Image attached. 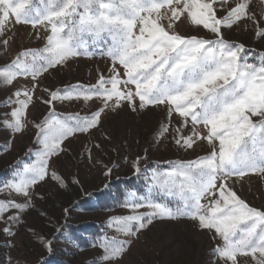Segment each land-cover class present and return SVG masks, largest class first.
Wrapping results in <instances>:
<instances>
[{"label":"snow or ice","instance_id":"snow-or-ice-1","mask_svg":"<svg viewBox=\"0 0 264 264\" xmlns=\"http://www.w3.org/2000/svg\"><path fill=\"white\" fill-rule=\"evenodd\" d=\"M217 2L225 0H39V5L34 0H0V49H7L11 39L9 24L50 30L44 48L22 49L0 66V77L7 85L29 74L35 79L80 55L98 52L111 60L109 75L101 74L95 85L77 82L51 91L44 101L53 105L96 98L102 105L86 116H60L50 108L34 124L38 134L28 153L35 152V157L24 162L22 170L17 161L13 178L0 184L8 189L0 194V223L4 224L0 232L15 235L35 187L49 180L58 189L67 187L69 180L51 167V160L64 153L66 138L90 134L100 126L106 110L124 103L133 112L164 106L169 119L173 114L181 118L173 137L176 145L194 149L197 142H206L211 151L147 176V196L130 190L132 198L125 196L122 201L130 214L108 221L125 238H112L116 247L110 255L102 254L103 264L122 259L153 220L178 217L196 221L201 230L214 231L213 239L223 242L214 252L225 264H239L240 255L264 264V210L250 206L229 186L232 177L242 178L247 172L264 175V53L253 55L245 45L225 40L222 32L242 20L259 21L249 15V4L243 0L229 6L223 17L217 15ZM182 17L215 38L180 34L175 25ZM257 36L264 37V27L258 28ZM31 100L27 89L9 96L7 103L15 106L2 114L0 126L22 133ZM189 123L191 132L184 136ZM167 131L161 125L157 135ZM85 155L90 158V150ZM139 159L133 163L137 176L141 174ZM111 171L106 168L107 175ZM72 182L80 185L78 177ZM208 196L212 197L208 203H202ZM165 197H174L177 203L170 205ZM145 204L150 211L138 212ZM107 239L104 236L102 244Z\"/></svg>","mask_w":264,"mask_h":264},{"label":"rangeland","instance_id":"rangeland-1","mask_svg":"<svg viewBox=\"0 0 264 264\" xmlns=\"http://www.w3.org/2000/svg\"><path fill=\"white\" fill-rule=\"evenodd\" d=\"M241 0H225L215 3L217 15L223 17L229 6H234ZM249 4L248 13L255 21L242 20L231 28H223L225 40L243 44L254 53H264V37L257 36L258 28L264 27V0H243ZM167 23V20L164 21ZM176 31L182 35H196L206 39H214L215 35L202 27L194 26L182 17L176 22ZM11 37L7 49H0V66L7 65L22 49H42L50 30L45 27L19 23L9 24ZM39 34V39L36 34ZM111 60L108 57H73L62 65L54 66L40 73L35 79L31 74L18 77L11 85H7L0 77V119L2 114L9 113L15 105L8 104L7 98L17 90H29L31 103L24 117L25 128L22 133H12L10 129L0 126V184L13 178V170L20 161V170L26 161H32L35 152L29 155L33 148L38 129L36 122H41L50 108L60 115L79 114L90 115L99 109L102 101L93 98L90 101L72 100L55 101L49 105L44 101L50 98V92L70 84L82 82L96 84L99 76H108ZM23 98V97H21ZM139 101L137 100V105ZM181 123L177 114L169 119L164 106H149L137 112L131 111L127 103L112 110H106L102 115L100 126L90 134H76L66 138L63 143L64 153L51 160V167L58 170L69 180L66 188L58 189L50 180L34 188L33 198L28 208L24 210L20 224L15 228V235L9 236L0 232V264H38L46 255H52V250H59L62 243L56 240V232L65 221L79 222L96 220L102 222L108 231L109 242L113 248L116 245L112 238L124 239L123 233L116 231L114 225H109L110 217L130 214L125 207L112 211H82L75 212V201L84 195L104 187L107 182L119 177H129L134 174L133 163L139 157V166L149 171L152 160L167 162L175 160L198 158L211 151L206 142H197L194 149L181 148L176 145L173 137ZM161 125H166L168 131L157 135ZM204 131L203 128L200 129ZM191 132V124L183 135ZM107 137V138H105ZM99 144V147L94 145ZM38 147V146H37ZM90 150V158L85 155ZM194 159V160H195ZM106 168L112 169L106 174ZM141 168V169H142ZM146 171V172H148ZM78 177L80 185L72 182ZM18 179V177H17ZM229 186L250 206L264 210V175L258 172H247L242 178L232 177ZM8 189L0 188V194H7ZM218 196V193L216 194ZM20 200L22 197L14 196ZM211 196L202 203L207 204ZM148 212L146 204L137 210ZM4 227L0 223V229ZM214 231L201 230L198 223L190 218L175 219L157 218L139 233V238L131 245L130 250L115 264H225L222 258L214 252L222 245L220 238L213 239ZM11 242V245L9 243ZM50 244V247L48 246ZM56 252V251H55ZM100 247L76 251L68 257L70 264H103ZM67 257V256H66ZM239 264H255L254 258L238 256ZM230 264V262H229Z\"/></svg>","mask_w":264,"mask_h":264},{"label":"trees","instance_id":"trees-1","mask_svg":"<svg viewBox=\"0 0 264 264\" xmlns=\"http://www.w3.org/2000/svg\"><path fill=\"white\" fill-rule=\"evenodd\" d=\"M34 3L39 5V0H34ZM34 49L38 48L36 47ZM254 54L257 55L258 53L255 52ZM103 56L107 57L106 55H101L97 52L95 55H80L77 57L90 58ZM80 83L84 84L82 82ZM60 88H64V86H59L58 89ZM194 159L195 158L189 160L176 158L175 160L169 159L164 163L152 160L151 164H149V171L146 170L148 172L144 171L147 167V164H145L144 168L140 167L142 168L141 174L138 176L133 174L129 177H119L116 180L109 181L106 183L107 188H105V185L99 190H95L94 192L77 199L73 205V209L75 212H108L122 208L124 207L122 201L124 200L125 196H128L129 199L132 198L129 195L130 190L135 189L139 195H148L147 176L151 175L153 172L163 173L169 171L170 164L175 165L179 162H188ZM0 178H2V176H0ZM164 202L170 205H175L177 200L174 197H165ZM107 230V227L102 222L96 220H83L79 222H73L70 220L65 221L58 232H56V240L62 243L61 247L58 248V251L52 250V255L44 256L38 264H70L69 260L67 259L68 257H72L73 254L80 249L84 250L87 248L100 247L103 250V254L110 255L112 253L113 247L109 242L110 238L108 237ZM104 236L108 238L107 240L103 241V244L107 245L106 248L103 247L102 244V238Z\"/></svg>","mask_w":264,"mask_h":264}]
</instances>
